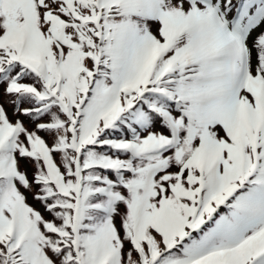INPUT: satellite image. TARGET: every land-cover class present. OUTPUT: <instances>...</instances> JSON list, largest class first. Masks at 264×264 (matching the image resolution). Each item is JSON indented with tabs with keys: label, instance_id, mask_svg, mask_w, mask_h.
Returning <instances> with one entry per match:
<instances>
[{
	"label": "snow or ice",
	"instance_id": "obj_1",
	"mask_svg": "<svg viewBox=\"0 0 264 264\" xmlns=\"http://www.w3.org/2000/svg\"><path fill=\"white\" fill-rule=\"evenodd\" d=\"M0 264H264V0H0Z\"/></svg>",
	"mask_w": 264,
	"mask_h": 264
}]
</instances>
